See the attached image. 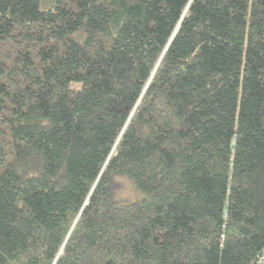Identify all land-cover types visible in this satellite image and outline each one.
I'll list each match as a JSON object with an SVG mask.
<instances>
[{
	"label": "trees",
	"instance_id": "obj_1",
	"mask_svg": "<svg viewBox=\"0 0 264 264\" xmlns=\"http://www.w3.org/2000/svg\"><path fill=\"white\" fill-rule=\"evenodd\" d=\"M263 245L264 0H0V264Z\"/></svg>",
	"mask_w": 264,
	"mask_h": 264
},
{
	"label": "built area",
	"instance_id": "obj_2",
	"mask_svg": "<svg viewBox=\"0 0 264 264\" xmlns=\"http://www.w3.org/2000/svg\"><path fill=\"white\" fill-rule=\"evenodd\" d=\"M249 264H264V245L262 246L256 257Z\"/></svg>",
	"mask_w": 264,
	"mask_h": 264
},
{
	"label": "rangeland",
	"instance_id": "obj_3",
	"mask_svg": "<svg viewBox=\"0 0 264 264\" xmlns=\"http://www.w3.org/2000/svg\"><path fill=\"white\" fill-rule=\"evenodd\" d=\"M40 7L41 8H44V3L41 1V3H40ZM75 83H73V85H74Z\"/></svg>",
	"mask_w": 264,
	"mask_h": 264
}]
</instances>
